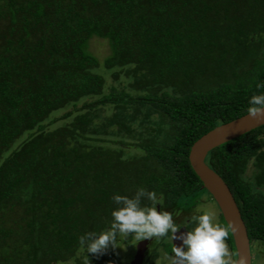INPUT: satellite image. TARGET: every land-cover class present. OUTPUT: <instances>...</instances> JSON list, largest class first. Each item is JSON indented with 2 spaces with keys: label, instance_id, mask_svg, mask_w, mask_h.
I'll return each mask as SVG.
<instances>
[{
  "label": "trees",
  "instance_id": "1",
  "mask_svg": "<svg viewBox=\"0 0 264 264\" xmlns=\"http://www.w3.org/2000/svg\"><path fill=\"white\" fill-rule=\"evenodd\" d=\"M93 38L109 47L102 62L88 51ZM258 94L264 0H0V264H131L111 248L87 253L79 237L106 230L113 194L138 187L183 226L180 203L206 194L191 146L248 114ZM205 163L250 246L264 243V125ZM217 224L234 264L220 215ZM170 236L144 261L158 258L157 244L171 254ZM117 241L135 254L142 242Z\"/></svg>",
  "mask_w": 264,
  "mask_h": 264
},
{
  "label": "clouds",
  "instance_id": "2",
  "mask_svg": "<svg viewBox=\"0 0 264 264\" xmlns=\"http://www.w3.org/2000/svg\"><path fill=\"white\" fill-rule=\"evenodd\" d=\"M248 103L249 116L264 118V94L251 96ZM160 199L155 192L143 187H138L132 196L114 193L112 201L115 207L110 211L109 227L100 232L84 233L79 237V244L87 253L102 255L109 248L125 249L118 245V237L127 239L132 236L139 242L144 239L158 240L170 233L172 240L182 242L180 246L174 245L169 255L170 264H232L226 243L228 232L214 222L213 212L198 210L183 226L187 231L177 236L181 227L174 223L171 213L157 210ZM145 200L149 203H143Z\"/></svg>",
  "mask_w": 264,
  "mask_h": 264
},
{
  "label": "water",
  "instance_id": "3",
  "mask_svg": "<svg viewBox=\"0 0 264 264\" xmlns=\"http://www.w3.org/2000/svg\"><path fill=\"white\" fill-rule=\"evenodd\" d=\"M263 125L264 118H254L246 114L217 126L203 135L191 146L188 155L190 166L202 184L199 191L209 194L229 230L235 249L234 264H251L252 262L246 227L229 188L221 177L206 165L205 159L212 150ZM181 232L186 231L181 229ZM180 233L177 232L176 235L179 236ZM145 244V240L138 244L131 264H141ZM173 245L180 246V240L174 239Z\"/></svg>",
  "mask_w": 264,
  "mask_h": 264
},
{
  "label": "rangeland",
  "instance_id": "4",
  "mask_svg": "<svg viewBox=\"0 0 264 264\" xmlns=\"http://www.w3.org/2000/svg\"><path fill=\"white\" fill-rule=\"evenodd\" d=\"M88 51L95 56L100 62H102L109 55V47L105 40L93 38L89 42ZM105 77H107V83H110L108 76L109 74L103 73ZM63 113H58L54 115L52 119H59ZM61 123V122H60ZM251 172H249L248 176L250 177ZM184 205H188L190 210L186 213L182 209ZM181 208L177 209L175 214L180 218L183 217H191L193 214H196L198 210L211 211L214 213V222L217 223L219 219V211L217 207L214 205L208 196V194H199L193 199H184L180 203ZM182 215V216H180ZM152 243V242H151ZM118 245H122L125 249H121L117 247L115 251L122 256L124 260L130 262V259H134V245L132 243L122 244L118 242ZM146 246L143 248V250ZM145 252L143 251V257ZM161 253V252H160ZM133 254V255H132ZM251 256L252 262L251 264H264V243H255L251 246ZM156 264H170L169 257L165 256V254L161 253L159 260Z\"/></svg>",
  "mask_w": 264,
  "mask_h": 264
},
{
  "label": "flooded vegetation",
  "instance_id": "5",
  "mask_svg": "<svg viewBox=\"0 0 264 264\" xmlns=\"http://www.w3.org/2000/svg\"><path fill=\"white\" fill-rule=\"evenodd\" d=\"M186 225V223L185 224H183V226H185ZM182 225H181V229H183L184 231H187V229L185 228V227H183ZM181 229H179V233H180V231H181ZM146 241V244H145V246H146V248L143 250L145 253V255H144V257L142 258V260H141V264H156V262L159 260V258H160V256H161V253H163V254H165V256H167V257H169V255H167L165 252H164V250H163V248L162 247H160L158 244V246L157 245H154V246H156V247H158V252H159V256H158V258L157 259H155L152 263H147L146 261H144V258L146 257V255L149 253V252H151L152 251V249H153V242H154V239H147V240H145ZM169 241L172 243V245H173V240H172V237L170 236V238H169ZM152 242V243H151ZM180 244H181V241H180ZM173 248H174V245H173ZM161 252V253H160Z\"/></svg>",
  "mask_w": 264,
  "mask_h": 264
},
{
  "label": "bare ground",
  "instance_id": "6",
  "mask_svg": "<svg viewBox=\"0 0 264 264\" xmlns=\"http://www.w3.org/2000/svg\"><path fill=\"white\" fill-rule=\"evenodd\" d=\"M209 195V194H208ZM211 198V197H210ZM211 201L213 202V200L211 199ZM215 204V203H214ZM216 206V205H215Z\"/></svg>",
  "mask_w": 264,
  "mask_h": 264
}]
</instances>
